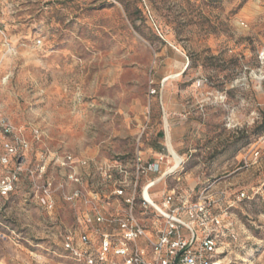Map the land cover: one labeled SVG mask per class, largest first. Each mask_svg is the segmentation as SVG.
<instances>
[{
  "label": "rangeland",
  "instance_id": "374dc122",
  "mask_svg": "<svg viewBox=\"0 0 264 264\" xmlns=\"http://www.w3.org/2000/svg\"><path fill=\"white\" fill-rule=\"evenodd\" d=\"M263 135L264 0H0V264H77L139 153L157 201L225 189L228 264H264Z\"/></svg>",
  "mask_w": 264,
  "mask_h": 264
},
{
  "label": "built area",
  "instance_id": "2783aa9c",
  "mask_svg": "<svg viewBox=\"0 0 264 264\" xmlns=\"http://www.w3.org/2000/svg\"><path fill=\"white\" fill-rule=\"evenodd\" d=\"M260 140L264 143V135ZM254 157H258L257 151ZM72 161L66 156L64 164ZM134 165L129 182L121 170L117 172L113 193L122 201L114 214L106 215L92 206L83 214L79 230L64 236L62 245L68 256L77 264H228L225 252L237 239L229 212L234 200L228 192L210 186L208 196L177 204L173 189L157 201L150 188L159 179L140 188L138 182L142 176L158 172V165L143 163L140 153ZM110 173L102 171L109 179ZM5 187L3 184L2 189ZM79 194L75 191L68 199Z\"/></svg>",
  "mask_w": 264,
  "mask_h": 264
},
{
  "label": "bare ground",
  "instance_id": "6f19581e",
  "mask_svg": "<svg viewBox=\"0 0 264 264\" xmlns=\"http://www.w3.org/2000/svg\"><path fill=\"white\" fill-rule=\"evenodd\" d=\"M164 125H165V128H166L165 120H164ZM166 145H167V150H168L169 154L175 158L176 156H175L174 152H173L172 149H171L168 135L166 136ZM177 165H178V164H177ZM173 169H174V168H173ZM157 182H158V181H157ZM156 184H157V183H156ZM152 186H153V185H152ZM147 198H148L149 200H151V197H150L149 195L147 196Z\"/></svg>",
  "mask_w": 264,
  "mask_h": 264
},
{
  "label": "water",
  "instance_id": "95a60500",
  "mask_svg": "<svg viewBox=\"0 0 264 264\" xmlns=\"http://www.w3.org/2000/svg\"><path fill=\"white\" fill-rule=\"evenodd\" d=\"M165 134H166V136H167V132H166V129H165Z\"/></svg>",
  "mask_w": 264,
  "mask_h": 264
}]
</instances>
